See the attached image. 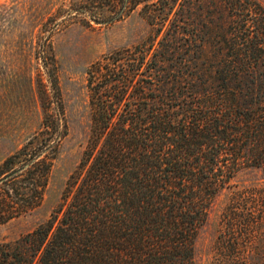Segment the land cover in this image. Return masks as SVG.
Listing matches in <instances>:
<instances>
[{"label":"trees","instance_id":"obj_1","mask_svg":"<svg viewBox=\"0 0 264 264\" xmlns=\"http://www.w3.org/2000/svg\"><path fill=\"white\" fill-rule=\"evenodd\" d=\"M138 6L148 37L90 69L81 159L49 218L0 245V264H200L220 197L264 174V5L122 0L112 18ZM63 114L0 165V225L42 205Z\"/></svg>","mask_w":264,"mask_h":264},{"label":"rangeland","instance_id":"obj_2","mask_svg":"<svg viewBox=\"0 0 264 264\" xmlns=\"http://www.w3.org/2000/svg\"><path fill=\"white\" fill-rule=\"evenodd\" d=\"M121 1L0 0V165L34 137H48L44 122L60 118L62 111L68 126L42 205L1 224L0 245L49 218L78 165L91 125L90 69L109 53L136 47L150 33L140 6L112 18ZM58 138L56 132L49 142ZM227 206L235 213L232 221ZM198 253L200 264H264L262 171L244 173L220 197Z\"/></svg>","mask_w":264,"mask_h":264}]
</instances>
